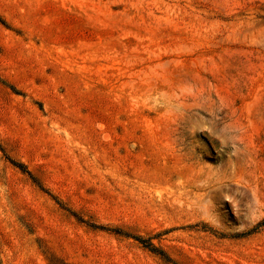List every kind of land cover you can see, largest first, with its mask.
Segmentation results:
<instances>
[{
    "label": "rangeland",
    "instance_id": "obj_1",
    "mask_svg": "<svg viewBox=\"0 0 264 264\" xmlns=\"http://www.w3.org/2000/svg\"><path fill=\"white\" fill-rule=\"evenodd\" d=\"M0 264H264V0H0Z\"/></svg>",
    "mask_w": 264,
    "mask_h": 264
},
{
    "label": "trees",
    "instance_id": "obj_2",
    "mask_svg": "<svg viewBox=\"0 0 264 264\" xmlns=\"http://www.w3.org/2000/svg\"><path fill=\"white\" fill-rule=\"evenodd\" d=\"M147 247H149L152 251H154V252H161V251H158V249H156L155 247H153L151 244H149V245H147ZM165 256V255H164ZM165 258H167V260H171V259H169V257H165ZM170 262H172V261H170Z\"/></svg>",
    "mask_w": 264,
    "mask_h": 264
}]
</instances>
